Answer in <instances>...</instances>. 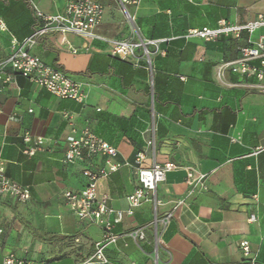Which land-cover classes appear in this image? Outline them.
<instances>
[{"label":"crops","instance_id":"1","mask_svg":"<svg viewBox=\"0 0 264 264\" xmlns=\"http://www.w3.org/2000/svg\"><path fill=\"white\" fill-rule=\"evenodd\" d=\"M96 1L105 6L98 33L123 40L136 32L137 38L160 40L163 53L152 56L151 78L144 59L137 67L112 56L105 42L74 34L64 41L51 34L33 52L80 80L84 103L58 98L22 77L19 92L0 84V162L6 175L30 192L26 202L0 194V264L9 254L36 264H89L104 228L79 219L63 199L65 191L87 186L84 170L105 164L102 156L65 162L68 137L86 129L114 146L115 160L123 163L98 182L99 197H108L107 206L115 211L130 208L138 152L146 154V167L178 166L151 201L114 225L119 238L105 251L110 264H264V79L231 70L247 44L246 33L210 42L185 36L222 19L254 21L264 15V0H143L130 7L135 23L129 25L114 0ZM66 3L0 0V17L9 29L0 32V61L11 54V34L22 40L35 31L32 4L57 14ZM261 35L264 27L252 41ZM251 64L262 69L261 59ZM26 132L46 139L33 157L23 154ZM187 167L206 175V191L188 189ZM251 215L256 222H249ZM242 241L249 242L248 255Z\"/></svg>","mask_w":264,"mask_h":264},{"label":"built area","instance_id":"2","mask_svg":"<svg viewBox=\"0 0 264 264\" xmlns=\"http://www.w3.org/2000/svg\"><path fill=\"white\" fill-rule=\"evenodd\" d=\"M131 24H134L135 16L129 11L130 7H138L143 0H114ZM192 2V0H188ZM38 25L35 31L28 37L19 40L11 34V54L3 61H0V84L12 85L19 92L17 84L18 77L28 80L30 83L42 87L61 99H71L78 103H84L87 93L83 83L52 65L47 64L40 56L33 52V49L47 35L58 34L64 38L68 34L99 40L107 43L111 47V55L124 61H129L137 67L140 60L147 61V65L142 66L150 74H154L152 66V56L160 51V40H148L137 38L135 35L128 39L118 40L105 37L98 33V28L102 24L105 6L96 0H67L64 10L57 14L45 13L36 4H32ZM264 27V15H260L256 20L244 24H232L225 19L218 21L215 27L204 26L193 28L187 31L186 38L201 39L206 42L216 41L222 36L240 39L244 33L248 35L247 44L240 48V57L237 61L230 63L231 70L242 76H256L258 81L264 79V35H261L255 42L251 36L255 31ZM0 32H9L5 21L0 17ZM149 46H154L155 51H151ZM83 49H73L77 53ZM141 51V54L138 53ZM261 59L262 69L251 64L253 60ZM9 69V71H7ZM151 85L153 81L151 79ZM264 93V86L261 88ZM31 112L33 110H30ZM69 119L72 114H65ZM23 141L28 145L23 154L28 157L35 156L44 149L46 139L44 137L33 136L30 132L23 135ZM232 141H236L233 139ZM68 147L65 152V162L74 163L94 156L105 158V164L97 171L84 170V176L88 179V184L79 191L68 190L63 194V199L70 211L79 219L88 220L104 228L103 239L95 244V252L89 259V264L109 263L105 255L106 249L117 242L119 235L113 232L115 224L120 223L125 215H133L134 209L143 202L151 201L152 194L155 195L158 186L163 183L168 174L177 169L178 166L173 162L165 164L154 163L150 167L144 166L146 154L138 152L133 168L138 181L135 191L127 197L130 208L127 211H115L107 206L108 197H99L98 182L101 178L108 177L118 171L123 163L117 162L118 150L95 135L90 130H84L78 137L69 136L67 139ZM149 147H155V140L148 141ZM258 150H261L258 149ZM129 165L128 163H125ZM186 185L191 192L206 191L207 177L205 174L187 167ZM0 194L18 198L22 202L30 199L29 190L11 180L6 175V168L0 162ZM179 201L178 205H183ZM111 215L115 218L109 219ZM257 217L251 215L249 222H256ZM3 231L0 229V233ZM242 250L248 255L250 248L248 241L240 244ZM3 264H36L32 261L19 259L14 254L5 257Z\"/></svg>","mask_w":264,"mask_h":264},{"label":"rangeland","instance_id":"3","mask_svg":"<svg viewBox=\"0 0 264 264\" xmlns=\"http://www.w3.org/2000/svg\"><path fill=\"white\" fill-rule=\"evenodd\" d=\"M114 2H115V1H114ZM129 11L131 12L132 9L129 8ZM122 17H123V21H124L126 24L130 23V21L128 20V18L126 17V15L123 14ZM134 23H135V21H134ZM128 25H129V24H128ZM140 38H141V37H139V39H140ZM140 54H141V51H140Z\"/></svg>","mask_w":264,"mask_h":264}]
</instances>
